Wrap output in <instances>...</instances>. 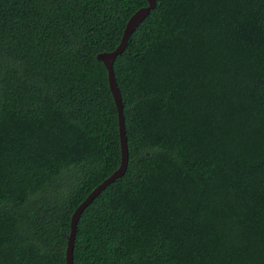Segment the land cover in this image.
<instances>
[{
    "label": "trees",
    "instance_id": "trees-1",
    "mask_svg": "<svg viewBox=\"0 0 264 264\" xmlns=\"http://www.w3.org/2000/svg\"><path fill=\"white\" fill-rule=\"evenodd\" d=\"M112 61L124 173L72 264H264V0H155ZM146 0H0V264H64L119 165L96 54Z\"/></svg>",
    "mask_w": 264,
    "mask_h": 264
},
{
    "label": "water",
    "instance_id": "water-1",
    "mask_svg": "<svg viewBox=\"0 0 264 264\" xmlns=\"http://www.w3.org/2000/svg\"><path fill=\"white\" fill-rule=\"evenodd\" d=\"M146 1H147L146 6L140 7L139 9L135 10L128 17L127 21L125 22L124 28L122 30L120 40L118 44L115 46V48L108 52H100L96 54V59L100 60L106 69L108 88L111 93L117 111L120 160L118 167L106 178L100 181L94 188H92L90 192L84 197V199L72 211L69 219V233L67 236L66 247L64 252V264H72L71 249H72L73 235L75 232L77 220L81 212L107 184L113 182L116 178L120 177L124 173L126 168L127 146H126V138L124 131L123 115H122V105L112 71V61L115 58V56L121 53V51L123 50L129 34L144 19V17L148 14L149 10L155 7L156 4L155 0H146Z\"/></svg>",
    "mask_w": 264,
    "mask_h": 264
}]
</instances>
